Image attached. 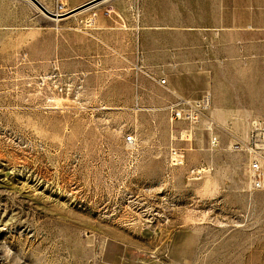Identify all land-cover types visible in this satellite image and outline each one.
I'll return each mask as SVG.
<instances>
[{
  "label": "rangeland",
  "instance_id": "obj_1",
  "mask_svg": "<svg viewBox=\"0 0 264 264\" xmlns=\"http://www.w3.org/2000/svg\"><path fill=\"white\" fill-rule=\"evenodd\" d=\"M197 23L212 61L194 60ZM260 51L264 0H110L60 20L0 0V264H264V188L231 146L259 144ZM208 91L216 147L171 116Z\"/></svg>",
  "mask_w": 264,
  "mask_h": 264
},
{
  "label": "built area",
  "instance_id": "obj_2",
  "mask_svg": "<svg viewBox=\"0 0 264 264\" xmlns=\"http://www.w3.org/2000/svg\"><path fill=\"white\" fill-rule=\"evenodd\" d=\"M51 2V10H49L45 4L43 5L47 7L49 11L58 15L67 13L72 9L68 6V0H51ZM160 82L166 83V80L162 79ZM211 102L212 96L209 92H206L201 98L196 99L181 97L173 106L171 116L172 120L183 119L195 125H199L200 123L205 124V129L209 132L210 144L216 147L220 144V137L217 132L218 124L211 115ZM249 125L251 137L254 134L259 135V144L255 143L254 148L250 139L245 140L242 136H234V141L231 146L234 150H245L250 153L249 168L251 172V184L255 190H261L264 188V178L262 177L264 170V118H252L249 121ZM135 141L136 138L134 134H129L125 137L126 143L132 144ZM169 155L171 164L174 166L182 165L185 161V153L180 148L172 147Z\"/></svg>",
  "mask_w": 264,
  "mask_h": 264
},
{
  "label": "crops",
  "instance_id": "obj_3",
  "mask_svg": "<svg viewBox=\"0 0 264 264\" xmlns=\"http://www.w3.org/2000/svg\"><path fill=\"white\" fill-rule=\"evenodd\" d=\"M85 1H87V0H77V1H75V3H73V4H70V1L68 0V6H70L71 8H75V7H77V6H79V5H81V4H83V2H85ZM189 28L191 29V30H195L196 31V34H200L201 36V38L202 39H205L206 41V50H207V52H206V54H205V57L203 56V57H197L196 59H194L196 62H200L201 60H206L207 62H209V61H212L213 60V56L211 55V53H210V39H207L210 35H209V33L207 32V31H209V30H212V29H214L211 25H208V24H202V23H197V24H194V25H190L189 26ZM220 34V32H216V36L217 35H219ZM260 40H263V39H260ZM261 43H262V41H261ZM236 45H235V48L238 50L239 49V47H240V45H239V43H235ZM263 51L261 52L260 51V53H259V57H260V59H262L263 58ZM233 59H235V60H240L241 59V55H240V53L239 52H236L235 53V55H232L231 56ZM227 58H230V56L229 57H227ZM208 73L210 72V69H209V66H208V68H207V70H206ZM209 92V91H208ZM210 93V92H209ZM211 94V93H210ZM211 107H212V105H211ZM214 107H215V109H214V113H217V115L219 114L220 116H222L223 117V119H222V121H224L225 120V122H227L229 119H232L231 117H233L234 116V114H236L235 112L236 111H234V110H232V109H229V108H227V109H223V108H221L220 106H218L217 104L216 105H214Z\"/></svg>",
  "mask_w": 264,
  "mask_h": 264
},
{
  "label": "water",
  "instance_id": "obj_4",
  "mask_svg": "<svg viewBox=\"0 0 264 264\" xmlns=\"http://www.w3.org/2000/svg\"><path fill=\"white\" fill-rule=\"evenodd\" d=\"M36 6H38L46 15L48 16H53V17H56V16H60V17H65V16H68V15H71L72 13L76 12V11H79L89 5H92L94 3H96L97 1L99 0H88L86 2H84L83 4L71 9L70 11H68L67 13H64V14H60V15H57L56 13H53L51 11H49L39 0H31Z\"/></svg>",
  "mask_w": 264,
  "mask_h": 264
},
{
  "label": "bare ground",
  "instance_id": "obj_5",
  "mask_svg": "<svg viewBox=\"0 0 264 264\" xmlns=\"http://www.w3.org/2000/svg\"><path fill=\"white\" fill-rule=\"evenodd\" d=\"M31 1V0H30ZM108 1H110V0H99V1H97L96 3H94V4H92V5H89V6H87V7H85V8H83V9H81V10H79V11H76V12H74V13H72L71 15H68V16H72V15H74V14H77L78 12H83V11H85V10H88V9H91V8H95V7H97V6H99V5H101V4H103V3H105V2H108ZM33 2L31 1V4H32ZM34 4V3H33ZM35 5V4H34ZM36 6V5H35ZM38 7V6H37ZM39 8V7H38ZM47 8V7H46ZM40 9V8H39ZM41 10V9H40ZM45 14V13H44ZM58 15V14H57ZM60 15V14H59ZM48 16V15H47ZM68 16H65V17H60V16H56V17H51L50 16V18L51 19H54V20H60V19H63V18H67Z\"/></svg>",
  "mask_w": 264,
  "mask_h": 264
}]
</instances>
